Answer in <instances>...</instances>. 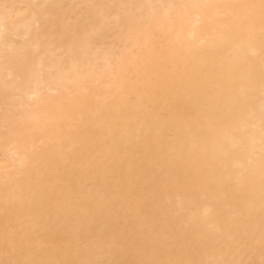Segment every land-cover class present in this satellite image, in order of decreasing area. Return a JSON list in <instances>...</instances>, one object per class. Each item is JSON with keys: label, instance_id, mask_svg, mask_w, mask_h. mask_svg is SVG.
<instances>
[{"label": "bare ground", "instance_id": "1", "mask_svg": "<svg viewBox=\"0 0 264 264\" xmlns=\"http://www.w3.org/2000/svg\"><path fill=\"white\" fill-rule=\"evenodd\" d=\"M0 264H264V0H0Z\"/></svg>", "mask_w": 264, "mask_h": 264}]
</instances>
